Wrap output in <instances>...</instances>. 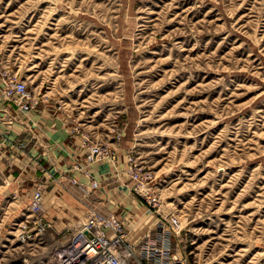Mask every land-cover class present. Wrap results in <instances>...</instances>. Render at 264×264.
Masks as SVG:
<instances>
[{
	"label": "rangeland",
	"instance_id": "1",
	"mask_svg": "<svg viewBox=\"0 0 264 264\" xmlns=\"http://www.w3.org/2000/svg\"><path fill=\"white\" fill-rule=\"evenodd\" d=\"M9 79L35 108L6 98ZM0 99L54 118L79 153L49 177L0 149V264H51L92 208L132 243L176 216L188 264H264V0H0ZM93 147L116 163L86 164ZM83 168L99 180L86 197Z\"/></svg>",
	"mask_w": 264,
	"mask_h": 264
},
{
	"label": "built area",
	"instance_id": "2",
	"mask_svg": "<svg viewBox=\"0 0 264 264\" xmlns=\"http://www.w3.org/2000/svg\"><path fill=\"white\" fill-rule=\"evenodd\" d=\"M5 83V96L9 101L23 112L35 108L36 97L27 90L25 83L15 79H9ZM102 158H108L112 164L116 163L113 150L97 147L88 149L85 163L89 164ZM128 168L129 174L132 168ZM82 170L87 183L80 182L79 188L86 197L99 187V180L88 169ZM73 182L76 183L77 180L74 179ZM141 195L148 205L159 206V197L150 193L149 189H143ZM42 199L43 192L37 188L30 203L35 225L34 236L28 238L32 240L39 238L47 226L42 222ZM154 226L145 231L137 243H132L128 239V230L117 215L112 211L92 208L69 240L54 250L51 264H188L184 258L178 259L172 249L173 239L179 235L182 228L179 218L172 216L166 223L157 221Z\"/></svg>",
	"mask_w": 264,
	"mask_h": 264
},
{
	"label": "crops",
	"instance_id": "3",
	"mask_svg": "<svg viewBox=\"0 0 264 264\" xmlns=\"http://www.w3.org/2000/svg\"><path fill=\"white\" fill-rule=\"evenodd\" d=\"M3 117H6L9 123L3 120ZM68 141L67 133L59 128L54 118L46 114H36V112L21 113L11 104L0 99V149L13 154L22 149L28 156L27 159L47 160L46 168L50 172L48 174L50 177L51 174H55V171L65 166H63V160L66 155L74 158V155L79 154L77 149L68 145ZM93 169L96 170L97 167L93 166ZM83 177L81 176L82 179ZM47 197L50 199L45 201L46 205L53 203L55 207H59L57 199L54 201L55 199L49 193Z\"/></svg>",
	"mask_w": 264,
	"mask_h": 264
}]
</instances>
